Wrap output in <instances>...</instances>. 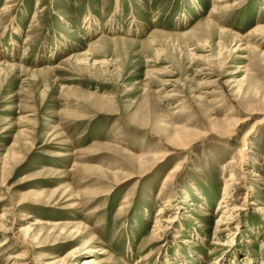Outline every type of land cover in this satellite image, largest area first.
<instances>
[{
    "label": "rangeland",
    "instance_id": "374dc122",
    "mask_svg": "<svg viewBox=\"0 0 264 264\" xmlns=\"http://www.w3.org/2000/svg\"><path fill=\"white\" fill-rule=\"evenodd\" d=\"M5 239L0 264H264V0H0Z\"/></svg>",
    "mask_w": 264,
    "mask_h": 264
},
{
    "label": "bare ground",
    "instance_id": "6f19581e",
    "mask_svg": "<svg viewBox=\"0 0 264 264\" xmlns=\"http://www.w3.org/2000/svg\"><path fill=\"white\" fill-rule=\"evenodd\" d=\"M229 189V190H228ZM228 189H226V194H225V197H224V199H223V201H222V203H225V202H227L228 200V198H229V191L231 190L230 188H228ZM224 206V205H223ZM230 207V204L229 205H226V206H224V208L225 209H227V208H229ZM163 210H161V212L158 214L159 215V217H158V222L157 223H159V224H161L162 223V215H163V213L164 212H162ZM161 226L159 225H156L155 226V228H156V230H159V228H160ZM8 243V239H5V240H3V242H1V244H0V246H4V245H6ZM96 247V246H95ZM97 248L98 247H96V249H91V251H89V255H91V256H89L88 258H86V259H84V260H82V262H81V264H97L98 262H97V260H96V258H95V254L97 253V254H102V253H104L105 251H103V252H98L97 251ZM98 250H103V248H100V249H98ZM90 252H91V254H90ZM93 253V254H92ZM70 256H68L67 258H69ZM67 258H66V260H67Z\"/></svg>",
    "mask_w": 264,
    "mask_h": 264
}]
</instances>
